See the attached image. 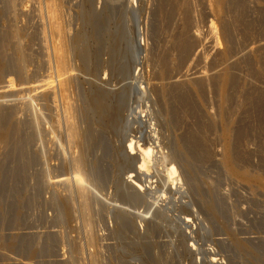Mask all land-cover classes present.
<instances>
[{
	"label": "rangeland",
	"instance_id": "rangeland-1",
	"mask_svg": "<svg viewBox=\"0 0 264 264\" xmlns=\"http://www.w3.org/2000/svg\"><path fill=\"white\" fill-rule=\"evenodd\" d=\"M263 42L264 0H0V264H264Z\"/></svg>",
	"mask_w": 264,
	"mask_h": 264
},
{
	"label": "bare ground",
	"instance_id": "bare-ground-1",
	"mask_svg": "<svg viewBox=\"0 0 264 264\" xmlns=\"http://www.w3.org/2000/svg\"><path fill=\"white\" fill-rule=\"evenodd\" d=\"M233 1H234V0H233ZM188 2H189V1H188ZM181 3H182V0H181ZM179 4H180V3H179ZM185 4H186V1H185ZM173 6H175V5H173ZM161 7H163V6H161ZM171 7H172V6H171ZM165 8H166V7H165ZM182 8H183V6H182ZM166 9H167V8H166ZM170 9H171V8H170ZM173 9H174V7H173ZM180 9H181V8H180ZM164 10H165V9H164ZM17 11H19V9H18ZM10 12H12V11H10ZM166 12H167V10H166ZM166 12H165V13H166ZM168 12H169V11H168ZM172 12H173V11H172ZM177 12H178V11H177ZM186 12H187V10H186ZM17 13H18V12H16V14H17ZM21 13H22V12H21ZM169 13H170V12H169ZM182 13H183V12H182ZM10 14H13V13H10ZM19 14H20V12H19ZM13 15H14V14H13ZM172 15H173V13H172ZM175 15H176V14H175ZM176 16H177V15H176ZM184 16H185V15H184ZM164 17H165V16H164ZM168 17H169V16H168ZM182 17H183V16H182ZM12 18H13V17H12ZM171 18H172V17H171ZM164 20H165V19H164ZM181 20H182V19H181ZM181 20H180V22H181ZM178 21H179V20H178ZM185 21H186V20H185ZM185 21H184V22H185ZM164 22H165V21H164ZM168 22H169V21H168ZM174 22H175V21H174ZM180 22H179V23H180ZM166 23H167V22H166ZM169 23H171V21H170ZM177 23H178V22H177ZM182 23H183V22H182ZM187 24H188V23H187ZM175 25H176V24H175ZM180 25H181V24H180ZM188 25H189V24H188ZM179 27H180V26H179ZM186 28H187V27H186ZM52 29H54V26H53V25H52ZM187 29H188V28H187ZM225 29H226V28H225ZM14 30H15V29H14ZM177 30H179V29H177ZM185 30H186V29H185ZM12 31H13V30H12ZM225 31H226V30H225ZM175 32H176V31H175ZM177 32H179V31H177ZM181 32H182V31H181ZM226 32H227V31H226ZM179 33H180V32H179ZM188 33H189V32H187V36H188ZM176 34H177V33H176ZM225 34H227V33H225ZM6 35H7V34H6ZM11 35H12V34H11ZM13 36H14V35H13ZM15 36H16V35H15ZM8 37H10V36H8ZM227 37H228V36H227ZM12 38H13V37H12ZM16 38H17V37H16ZM179 39H180V37H179ZM179 39H178V40H179ZM8 40H9V39H8ZM189 41H190V40H189ZM189 41H188V42H189ZM11 42H12V41H11ZM16 42H17V41H16ZM261 42H262V41H261ZM9 43H10V42H9ZM9 43H8V44H9ZM263 43H264V42H263ZM16 44H17V43H16ZM185 44H186V43H185ZM252 44H253V43H252ZM183 45H184V44H183ZM191 45H192V44H191ZM229 45H230V44H229ZM253 45H254V44H253ZM259 45H260V44H259ZM259 45H258V46H259ZM13 46H14V45H12V47H13ZM18 46H19V44H18ZM226 46H227V45H226ZM230 46H231V45H230ZM255 46H256V45H255ZM8 47H10V45H9ZM20 47H21V46H20ZM20 47H19V48H20ZM201 47H202V46H201ZM232 47H233V46H232ZM15 48H16V47H15ZM177 48H178V47H177ZM228 48H229V46H228ZM256 48H258V47H256ZM261 48H262V47H261ZM4 49H5V48H4ZM10 49H12V48H10ZM13 49H14V47H13ZM21 49H23V48H21ZM21 49H19V50H21ZM178 49H179V48H178ZM186 49H187V45H184V46H183V51H186ZM199 49H200V48H199ZM250 49H251V47H250ZM250 49H247V50H250ZM263 49H264V48H263ZM0 50H1V49H0ZM180 50H181V49H180ZM195 50H196V49H195ZM201 50H202V49H201ZM226 50H227V49H226ZM252 50H253V48H252ZM2 51H3V50H2ZM4 51H5V50H4ZM8 51H9V50H8ZM16 51H17V50H16ZM16 51H14V52H16ZM183 51H182V52H183ZM187 51H188V49H187ZM196 51H197V50H196ZM11 52H12V51H11ZM21 52H22V51H21ZM138 52H140V51H138ZM182 52H181V55H182ZM240 52H241V51H240ZM248 52H249V51H248ZM5 53H6V52H5ZM171 53H172V52H171ZM183 53H185V52H183ZM3 54H4V53H3ZM56 54L58 55V57H60V49H59V47H58L57 50H56ZM137 54H138V53H137ZM139 54H140V53H139ZM169 54H170V53H169ZM196 54H197V56H198V52L195 53V55H196ZM226 54H227V52H226ZM242 54H243V52H242ZM249 54H250V53H249ZM249 54H248V55H249ZM24 55H25V54H24ZM166 55H167V53H166ZM175 55H176V54H175ZM190 55H191V54H190ZM221 55H222V54H221ZM230 55H231V51H230ZM235 55H236V54H235ZM251 55H252V54H251ZM167 56H168V55H167ZM2 57H3V55H2ZM164 57H165V56H164ZM169 57H170V55H169ZM175 57H176V56H175ZM221 57H222V56H221ZM227 57H228V56H227ZM235 57H236V56H235ZM244 57H245V56H244ZM161 58L163 59V57H161ZM177 58H178V57H177ZM183 58H184V57H183ZM228 58H229V57H228ZM232 58H234V57H232ZM246 58H247V57H246ZM3 59H4V58H3ZM18 59H19V58H18ZM20 59H23V58L20 56ZM24 59H25V58H24ZM137 59H138V58H137ZM185 59H186V58H185ZM195 59H196V58H195ZM195 59H194V61H196ZM221 59H222V58H221ZM229 59H230V58H229ZM1 60H2V59H1ZM5 60H6V59H5ZM167 60H168V59H167ZM169 60H170V59H169ZM227 60H228V59H227ZM230 60H231V59H230ZM233 60H234V59H233ZM237 60H238V59H237ZM252 60H253V59H252ZM257 60H258V59H257ZM3 61H4V60H3ZM23 61H24V60L21 61L22 64H23ZM183 61H184V60H183ZM183 61H182V62H183ZM190 61H191V60H190ZM243 61H244V60H243ZM250 61H251V60H250ZM253 61H254V60H253ZM5 62H8V61H4V63H5ZM16 62H17V61H16ZM18 62H19V61H18ZM24 62H25V61H24ZM182 62H181V63H182ZM186 62H187V61H186ZM223 62H224V61H223ZM226 62H227V61H226ZM256 62H257V61H256ZM256 62H255V63H256ZM191 63H193V62H191ZM250 63H251V62H250ZM252 63H253V62H252ZM167 64H168V63H167ZM174 64H175V63H174ZM174 64H173V65H174ZM6 65H7V64H6ZM9 65H11V64H9ZM19 65H20V64H19ZM161 65H162V64H161ZM189 65H190V64H189ZM224 65H225V64H224ZM224 65H223V66H224ZM230 65H231V64H230ZM233 65H234V64H233ZM235 65H236V64H235ZM247 65H248V63H247ZM168 66H169V65H168ZM220 66H221V65H220ZM243 66H244V65H243ZM245 66H246V64H245ZM245 66H244V67H245ZM248 66H249V65H248ZM2 67H3V66H2ZM17 67H18V66H17ZM162 67H163V66H162ZM246 67H247V66H246ZM4 68H5V65H4ZM12 68H13V67H12ZM19 68H20V67H19ZM167 68H168V67H167ZM193 68H194V67H193ZM193 68H192V69H193ZM231 68H232V67H231ZM240 68H241V67H240ZM5 69H7V68H5ZM5 69H4V70H5ZM169 69H171V68H169ZM186 69H187V68H186ZM219 69H220V68H219ZM9 70H10V69H9ZM13 70H14V68H13ZM15 70H16V69H15ZM15 70H14V71H15ZM18 70H19V69H18ZM173 70H175V67H174ZM7 71H8V70H7ZM14 71H13V72H14ZM162 71H164V69H162ZM218 71H219V70H218ZM225 71H226V70H225ZM11 72H12V71H11ZM20 72H21V71H20ZM20 72H19V73H20ZM177 72H178V71H177ZM186 72H187V71H186ZM221 72H222V71H221ZM0 73H1V77H0V78H3V80H4V77H2V74H3V73H2V69L0 70ZM4 73H5V72H4ZM14 73H17V72L15 71ZM163 73H164V72H163ZM165 73H166V72H165ZM165 73H164V74H165ZM189 73H190V72H189ZM191 73H192V71H191ZM200 73H202V72H200ZM205 73H206V72H205ZM214 73H215V72H214ZM8 74H9V73H8ZM8 74H7V76H8ZM20 74H21V73H20ZM164 74H163V75H164ZM174 74H175V73H174ZM174 74H173V75H174ZM179 74H180V73H179ZM182 74H183V73H182ZM227 74H228V73H226V74L224 75V77L222 76V77H223V79H222V88H223V89H222V92H223V93H221V94H222V97H221L222 104H225L224 102H227V101H228L227 99H225V98H227V97H226V94H225V92L227 91V90H226V87L228 86V83H229V82H228V80H229L228 78H229V77H228ZM10 75H11V74H10ZM159 75H160V74H159ZM173 75L170 76V77H174ZM218 75H219V74H218ZM4 76H5V74H4ZM7 76H6V77H7ZM216 76H217V75H216ZM216 76H214V77H216ZM49 77H50V76H49ZM49 77H48V78H49ZM165 77H166V75H165ZM182 77H183V75H182ZM182 77H181V79H184V78H182ZM67 78H68V76H64V75L59 74V75H58V82H59V84H60V85L64 84L65 81H67ZM159 78H160V76H159ZM175 78H176V77H175ZM175 78H174L173 80H175V82H176V80H178V79H177V78L175 79ZM210 78H211V77H210ZM218 78H219V77H218ZM201 79H202V78H201ZM214 79H215V78H214ZM47 80H48V79H47ZM169 80H171V79H169ZM173 80H171V81H173ZM179 80H180V78H179ZM196 80H197V79H196ZM199 80H200V79H199ZM202 80H203V79H202ZM206 80H207V79H206ZM219 80H220V79H219ZM219 80H218V81H219ZM156 81L158 82V80H156ZM162 81H163V80H162ZM171 81H170V82H171ZM200 81H201V80H200ZM204 81H205V79H204ZM209 81L211 82V79H210ZM232 81H233V80H232ZM232 81H231V82H232ZM47 82H49L50 84H52L51 77H50L49 81H47ZM165 82H166V81H165ZM165 82H164V83H165ZM182 82H183V81H182ZM172 83H174V82H172ZM8 84H9V83H8ZM161 84H162V83H161ZM180 84H181V83H180ZM183 84H184V83H183ZM189 84H190V83H189ZM195 84H196V83H195ZM195 84H194V85H195ZM232 84H233V83H232ZM163 85H164V84H163ZM169 85H170V84H169ZM171 85H172V84H171ZM171 85H170V86H171ZM175 85H176V84H175ZM186 85H188V84H186ZM198 85H199V84H198ZM198 85H196V86H198ZM173 86H174V85H173ZM173 86H172V88H173ZM176 86H177V85H176ZM179 86H181V85H179ZM184 86H185V85H184ZM200 86H201V85H200ZM204 87H205V86H204ZM155 88H156V87H155ZM166 88H169V87H166ZM166 88H165V89H166ZM174 88H175V87H174ZM174 88H173V89H174ZM196 88H197V87H196ZM202 88H203V87H202ZM157 89H158V86H157ZM170 89H171V88H170ZM171 90H172V89H171ZM175 90H176V89H175ZM199 90H200V89H199ZM203 90H205V89H203ZM207 90H208V89H207ZM154 91H155V90H154ZM168 91H169V90H168ZM172 91H173V90H172ZM164 92H165V91H164ZM175 92H177V90H176ZM50 93H51V91H50V89L48 88L47 91H46V96L48 97V96L50 95ZM257 94H258V93H257ZM44 95H45V93H44ZM227 95H228V94H227ZM255 95H256V94H255ZM261 95H262V94H261ZM248 96H249V95H248ZM258 96H260V95H258ZM47 97H46V100H48ZM180 97H181V96H180ZM228 97H229V96H228ZM250 97H252V96H250ZM252 98H254V96H253ZM42 99H43V98H42ZM180 99H181V98H180ZM226 100H227V101H226ZM260 100H261V99H260ZM188 101H189V100H188ZM188 101H186V102L188 103ZM250 101H251V100H250ZM253 101H255V100L253 99ZM256 101H257V100H256ZM47 102H48V101H47ZM257 102H258V101H257ZM261 102H262V101H261ZM263 102H264V100H263ZM50 103H51V102H50ZM51 104H52V103H51ZM230 104H232V103H230ZM254 104H255V103H254ZM2 105H3V104H2ZM10 105H11V104H10ZM10 105H9V106H10ZM190 105H191V103H190ZM226 105H227V104H225V106H226ZM251 105H252V104H251ZM256 105H257V104H256ZM263 105H264V104H263ZM43 106H44V105H43ZM50 106H52V105H50ZM186 106H189V105H186ZM225 106L223 105V107H225ZM1 107H2V106H1ZM10 107H11V106H10ZM252 107H254V106H252ZM252 107H251V108H252ZM2 108H3V107H2ZM5 108H6V106H5ZM44 108H45V107H44ZM185 108H186V107H185ZM185 108H184V110H185ZM188 108H190V107H188ZM228 108H229V106H228ZM231 108H232V107H231ZM260 108H261V107H260ZM49 109H50V108H49ZM247 109H248V108H247ZM252 109H253V108H252ZM262 109H264V108H262ZM189 110H190V109H189ZM191 110H192V109H191ZM222 110H223V109H222ZM225 110H227V109L224 108L223 111H224V112H227V111H225ZM249 110H250V109H249ZM253 110H254V109H253ZM51 111H52V110H51ZM260 111H261V109H260ZM0 112H2L1 109H0ZM229 112H230V111H229ZM247 112H248V111H247ZM257 112H258V111H257ZM184 113H185V111H184ZM187 113H188V112H187ZM187 113H186V115H187ZM258 113H259V112H258ZM219 114H220V113H219ZM224 114H226V113H224ZM224 114H223V115H224ZM231 114H232V113H231ZM231 114H230V115H231ZM260 114H261V113H260ZM3 115H4V113L2 114V116H3ZM7 115H8V114H7ZM188 115H189V113H188ZM226 115H227V114H226ZM246 115H248V114H246ZM254 115H255V113H254ZM257 115H258V114H257ZM180 116H181V115H180ZM184 116H185V115H184ZM263 116H264V115H262V118H263ZM0 118H1V117H0ZM3 118H4V117H3ZM246 118H247V117H246ZM33 119H34V118H33ZM182 119H183V118H182ZM186 119H187V117H186ZM231 119H232V118H231ZM241 119H242V118H241ZM255 119H256V118H255ZM1 120H2V119H1ZM1 120H0V121H1ZM5 120H6V118H5ZM183 120H184V119H183ZM224 120H225V119H224ZM248 120H249V119H248ZM256 120H257V119H256ZM260 120H261V119H260ZM186 121H187V120H186ZM230 121H231V120H230ZM246 121H247V120H246ZM14 122H16V120H15ZM34 122H35V120H34ZM34 122H32V123H34ZM244 122H245V121H244ZM244 122H243V123H244ZM258 122H259V121H258ZM4 123H5V122H4ZM4 123H3V124H4ZM17 123H19V121H18ZM196 123H197V122H196ZM229 123H231V122H227V121H225V123L223 122V125H224V126H223L222 129H223V133H224V135H225L226 137L229 135V133L231 134V132H230V131H231V127H230V124H229ZM259 123H260V122H259ZM191 124H193V123H191ZM238 124H239V123H238ZM240 124H242L241 120H240ZM244 124H246V123H244ZM244 124H243V125H244ZM260 124L262 125V123H260ZM5 125H6V124H5ZM7 125H8V124H7ZM13 125L15 126L14 123H13ZM17 125H18V124H16V126H17ZM19 125H20V124H19ZM231 125H233V124H231ZM14 126H13V127L11 126V127L14 128ZM31 126H32V125H31ZM189 126H190V125H189ZM199 126H200V125H199ZM199 126H198V127H199ZM203 126H204V125H203ZM210 126H212V125H210ZM248 126H249V125H248ZM248 126H247V127H248ZM257 126H259V125H257ZM196 127H197V126H196ZM206 127H208V126H206ZM239 127H240V126H239ZM242 127H243V126H241V128H242ZM8 128H9V127H8ZM34 128H35V125H34ZM187 128H188V127H187ZM193 128H195V126H193ZM211 128H212V127H211ZM211 128H210V129H211ZM259 128H260V127H259ZM0 129H1V128H0ZM10 129H11V128H10ZM14 129H15V128H14ZM16 129H17V128H16ZM189 129H190V128H189ZM198 129H199V128H198ZM242 129H243V128H242ZM247 129H250V128H247ZM247 129H245V130H247ZM1 130H2V129H1ZM1 130H0V139H1L0 142H2V141H6L7 133H6L5 131H4V133H3ZM3 130H4V129H3ZM193 130H195V129H193ZM200 130H201V129H200ZM202 130H204V129H202ZM258 130H259V129H258ZM15 131L17 132V130H15ZM188 131H189V130H188ZM238 131H239V130H238ZM248 131H249V130H248ZM8 132H9V131H8ZM10 132H11V130H10ZM196 132H197V131H196ZM202 132H203V131H202ZM202 132H201V133H202ZM210 132H211V130H210ZM245 132H246V131H245ZM245 132H244V133H245ZM186 133H187V132H186ZM223 133H222V135H223ZM236 133H237V132H236ZM261 133H262V130H261ZM263 133H264V132H263ZM188 134H189V132H188ZM190 134H191V133H190ZM197 134H198V133H197ZM204 134H205V133H204ZM9 135H10V134H9ZM13 135H14V133H13ZM198 135H199V134H198ZM198 135H197V136H198ZM202 135H203V134H202ZM206 135H207V131H206ZM224 135H223V136H224ZM235 135H236V134H235ZM238 135H242L241 132H239ZM245 135H246V133H245ZM19 136H20V135H19ZM186 136H189V135H186ZM195 136H196V135H195ZM230 136L232 137V136H234V135L231 134ZM230 136H229V138H230V143H229V145L232 143V142H231V137H230ZM9 137H10V136H9ZM13 137H14V136H13ZM190 137H191V136H190ZM244 137H245V136H244ZM187 138H188V137H187ZM191 138H192V137H191ZM199 138H200V136H199ZM16 139H17V142H16V144H17V143H18V138H16ZM185 139H186V137H185ZM195 139H196V138H195ZM227 139H228V137H227ZM233 139H234V137H233ZM233 139H232V140H233ZM235 139H236V138H235ZM243 139H244V138H243ZM19 140H20V139H19ZM188 140H189V139H188ZM191 140H192V139H191ZM191 140H190V141H191ZM197 140H198V139H197ZM203 140H204V139H203ZM190 141H188V142H190ZM192 141H193V140H192ZM228 141H229V139H228ZM238 141H241V139L238 140ZM196 142H197V141H196ZM196 142H195V143H196ZM224 142H225V141H224ZM236 142H237V141H236ZM7 143H8V142H7ZM21 143H22V142H21ZM190 143H191V142H190ZM190 143H189V144H190ZM193 143H194V142H193ZM233 143H234V142H233ZM233 143H232V144H233ZM2 144H3V143H2ZM4 144H6V143H4ZM208 144H209V143H208ZM232 144H231V145H232ZM19 145H20V144H19ZM192 145H193V144H192ZM4 146H6V145H4ZM16 146H17V145H16ZM132 146H133V145H131V146L129 147V149H128V152H129V154H131V155L134 154V149H133ZM204 146H205V145H204ZM233 146H234V145H233ZM235 146H236V145H235ZM195 147H196V145H195ZM206 147H207V146H206ZM206 147H205V148H206ZM203 148H204V147H203ZM205 148H204V149H205ZM207 148H208V147H207ZM227 148H228V146H227ZM232 148H233V147H232ZM237 148H238V147H237ZM192 149H193V147H192ZM220 149H221V148H220ZM238 149H239V148H238ZM201 150H202V149H201ZM210 150H211V149H210ZM229 150H230V147H229ZM232 150H233V149H232ZM199 151H200V150H199ZM227 151H228V150H227ZM208 152H209V151H208ZM210 152H211V151H210ZM224 152H225V151H224ZM200 153H201V152H200ZM200 153H199V154H200ZM203 153H204V151H203ZM213 153H214V152H213ZM230 153H231V152H230ZM258 153H259V152H258ZM260 153H261V152H260ZM262 153H263V152H262ZM205 154H206V153H205ZM208 154H209V153H208ZM220 154H222V152H221ZM243 154H244V153H243ZM245 154H246V153H245ZM247 154H248V153H247ZM197 155H198V154H197ZM200 155H201V154H200ZM202 155H204V154H202ZM215 155H216V154H215ZM223 155H224V154H223ZM223 155H221V156L223 157ZM232 155H235V154L232 153ZM232 155L229 154V153H226V155H224V157H223V158H224V164H223V167L228 169L227 172L229 171V172H231V173H235V174H236V168H237V169H239V168L236 167V160H235V157H232ZM237 155H238V154H237ZM260 155H261V154H260ZM238 156H239V155H238ZM238 156H237V157H238ZM246 157H247V156H246ZM246 157H245V158H246ZM208 158H209V157H208ZM215 158H216V157H215ZM218 158H219V157H218ZM240 158H241V157H240ZM240 158H239V160H238L239 162H240ZM200 159H203V157L201 158V156H200ZM211 159L213 160V158H211ZM221 159H222V158H221ZM236 159H237V158H236ZM241 159H242V158H241ZM243 159H244V158H243ZM243 159H242V160H243ZM248 159H249V157H248ZM263 159H264V158H263ZM215 160H216V159H215ZM202 161H204V160H202ZM222 161H223V159H222ZM260 161H261V159H260ZM262 161H263V160H262ZM218 162H219V161H218ZM243 162H244V161H243ZM247 162H248V161H247ZM221 163H222V162H221ZM237 166H238V164H237ZM249 167H250V166H249ZM240 168H241V167H240ZM246 169H247V168H246ZM139 171H140L142 174H145V173H143V172H145V171L148 173V170H147V162H146L144 159L142 160L141 167H139ZM175 171H176V170H175V167L171 166L170 168H167V173H166V174H167V175H174V174H175ZM147 173H146V174H147ZM249 173H250V171H249ZM251 173H252V172H251ZM0 175H1V174H0ZM243 175H244V174H243ZM247 175H249V174H247ZM247 175H245V176H247ZM229 176H230V173H229ZM250 176H251V175H250ZM239 177H240V176H239ZM247 177H248V176H247ZM1 178H2V177H1ZM241 178H242V177H241ZM244 178H245V177H244ZM248 179L251 180V177L248 178ZM1 180H2V179H1ZM245 180H246V178H245ZM243 182H244V181H243ZM248 182L250 183V181H248ZM260 182H261V181H260ZM0 183H2V182H0ZM251 187H252V186H251ZM68 210H69V209H68ZM68 213L70 214L69 211H68ZM70 215H71V214H70Z\"/></svg>",
	"mask_w": 264,
	"mask_h": 264
}]
</instances>
